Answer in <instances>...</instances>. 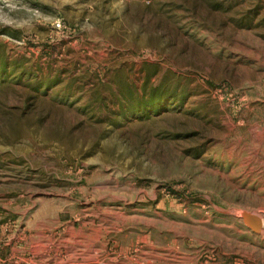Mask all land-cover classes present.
<instances>
[{"label": "rangeland", "instance_id": "obj_1", "mask_svg": "<svg viewBox=\"0 0 264 264\" xmlns=\"http://www.w3.org/2000/svg\"><path fill=\"white\" fill-rule=\"evenodd\" d=\"M0 84V264H264V0H0Z\"/></svg>", "mask_w": 264, "mask_h": 264}, {"label": "water", "instance_id": "obj_2", "mask_svg": "<svg viewBox=\"0 0 264 264\" xmlns=\"http://www.w3.org/2000/svg\"><path fill=\"white\" fill-rule=\"evenodd\" d=\"M244 223L255 234L259 233L262 229L261 221L256 217L247 216Z\"/></svg>", "mask_w": 264, "mask_h": 264}, {"label": "trees", "instance_id": "obj_3", "mask_svg": "<svg viewBox=\"0 0 264 264\" xmlns=\"http://www.w3.org/2000/svg\"><path fill=\"white\" fill-rule=\"evenodd\" d=\"M2 85L0 84V89ZM161 95L158 93L156 96L151 97L150 101L143 103L144 106L149 105V110H152L153 113H158L161 110Z\"/></svg>", "mask_w": 264, "mask_h": 264}]
</instances>
